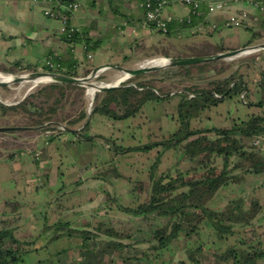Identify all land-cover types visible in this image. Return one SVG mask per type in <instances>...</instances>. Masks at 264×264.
<instances>
[{
    "label": "crops",
    "instance_id": "crops-1",
    "mask_svg": "<svg viewBox=\"0 0 264 264\" xmlns=\"http://www.w3.org/2000/svg\"><path fill=\"white\" fill-rule=\"evenodd\" d=\"M69 1L70 3L62 5L63 9H67V5L75 2L78 4L77 8L70 11L71 27L86 33L82 35L91 40L92 46L94 44L92 51L86 48L84 37L75 44H69L64 40L65 24L62 20L45 14V7L51 4H44L40 0H0L1 74H6L3 73L4 70L12 68L15 62H19L20 67L30 68L29 71L44 70L41 62L46 57L52 56L56 59L58 56L66 55L70 49L77 61L76 69L79 76L86 71L90 72L98 64L138 68L139 62L152 57H195L235 50L236 48L225 44L223 37L220 39L223 33L233 27L248 29V35L246 37L245 33L242 41L243 47L247 46V42L252 38L251 28L261 32L262 37L264 34V11L256 7V3L262 0H212L217 4L215 12H210L208 8L207 2L210 0H201L200 11L205 14L203 19L191 26H175L167 34L146 22L145 10L140 5L141 0ZM165 15L171 18L169 25L189 21L192 9L181 4L170 5L165 9ZM230 16L242 19L241 27L225 24ZM213 23L217 25L216 29L212 28ZM216 33L219 34V43L214 45L209 40L213 39ZM261 39L248 45L259 44ZM89 54L92 58L88 57ZM102 73L120 76L118 71L109 68ZM255 75L259 77L260 72ZM256 77H252L251 74L243 77L248 88L246 93H251L248 99L251 102L245 100L242 103L240 98L236 99L241 105H247L249 108L244 111L237 109L238 114H244L238 116L240 120L262 111L261 107L256 105L262 98ZM156 93L158 94L157 90ZM171 95L176 93L171 92ZM213 114L215 113L210 108L205 110L200 117L193 119L192 126L229 127L227 118L221 120L220 113L218 116ZM227 117L232 119L230 113ZM90 120V133L94 136L102 135L108 138L109 142L102 138L96 140L80 138V135L70 132L43 130L31 135L29 141L33 144L31 149L10 151L4 155L0 153V228L14 230V235L23 241L32 239L40 232L43 224L40 214L48 204H51L48 214L53 220L62 216L72 223L73 228L93 230L98 223H108L111 216L114 219L115 215L120 214L128 217L118 216L127 219L123 222L134 225L128 226L129 228L140 227H135L138 218L118 211L115 202L128 206L138 194L142 196L144 191H134L135 185L131 186L120 178L115 185H111V179L103 176L115 169L116 161L119 163L120 175L131 180L140 178L144 166L149 167L142 154H137L128 162L127 158L131 157L127 155L128 153L117 154L112 149L114 144L124 141L121 135L127 133L126 128L135 130L136 126H126L125 123H118L100 113L91 115ZM134 123L136 124L134 121L131 122ZM84 125L85 122L74 129L80 130ZM38 152L41 153V161L36 159ZM152 153L154 160L158 155H155V149H152ZM169 156L170 153L166 154L165 151L160 159L158 163L160 173H165L171 167L169 162H166ZM148 159L149 162L152 161L151 157ZM250 193L259 199L260 206L264 209V181L256 182L249 174H245V179L240 184L232 183L220 191L211 201V207L220 210L232 195L246 197ZM147 196L143 195L142 198ZM109 201L114 202V205L109 204ZM262 215L258 217V222L256 221L259 236L256 237L255 234L247 238L245 236L243 241H239L242 235L236 233L232 239L230 237L226 239L227 245H240L247 241L255 244L260 242L261 248L264 249V213ZM209 236V240L214 239V246L211 248L213 250L217 242L214 233L209 229L200 230L195 238L203 241L201 247L204 249L203 245ZM235 240L238 242H234ZM44 243L45 240L41 238L36 244L23 248L40 249ZM224 244H219V247L222 248ZM39 252L46 253L44 249H40ZM68 255L70 261H78L80 258L73 250ZM259 263L264 264V259Z\"/></svg>",
    "mask_w": 264,
    "mask_h": 264
},
{
    "label": "trees",
    "instance_id": "trees-1",
    "mask_svg": "<svg viewBox=\"0 0 264 264\" xmlns=\"http://www.w3.org/2000/svg\"><path fill=\"white\" fill-rule=\"evenodd\" d=\"M64 3L68 4L70 1H53L56 9L61 8L68 18L65 21L64 40L69 44H75L84 37L86 48L92 51L94 44L92 46L91 40L82 35L86 33L77 30L76 33L71 34V13L63 9ZM204 15L203 13L193 14L189 21L170 23V29L175 26H191L200 22ZM251 30H253L252 38L247 45L262 37L261 32L254 31L253 28ZM55 60L62 66L56 70L57 72L73 77L79 76L76 69L77 61L71 49L66 55L58 56ZM201 65H183L152 75H166L173 73L169 71L184 69L191 75L195 69L200 71ZM29 70L30 68L20 67L19 62H15L12 68L5 69L4 72L15 74ZM44 70L54 71L46 67ZM238 72L210 80L208 87L185 86L180 94H176L181 96L178 130L162 143H149L139 148L128 149L122 145H113L112 149L117 154H127L132 150L149 151L163 145L165 151L176 149L178 158L186 161L187 167L183 170L180 169V164H177L165 173H160L158 163L165 152L163 150L148 169L150 186L146 190L148 193H145L148 196L146 195V198H142L143 195L136 196L134 202L128 206L115 203L118 211L126 212L142 222H151L150 229H146L143 224L139 228H134L132 232L121 230L115 226L112 218L108 223H98L93 230L82 227L77 229L62 216L53 220L48 214L51 205L48 204L40 214L43 224L36 237L23 241L14 235V230L7 227L0 228V264H143L144 261L146 264H202L205 252L201 245L189 246L190 238L197 236L200 230L208 228L214 233L217 242L224 244L230 235L242 231L241 228L247 226L254 228V219L262 210L259 199L254 194L250 193L246 197L243 195L231 197L220 210L212 208L211 201L230 184L243 182L245 174H249L256 182L264 181V154L254 144L257 138L264 139V70L260 71L259 81L262 98L256 103L261 107V112L252 113L244 120L235 119L229 127L192 126L193 119L200 117L211 106L227 97L239 98L244 91L248 90L243 77ZM146 76L148 75H139L127 80L119 88L98 93L94 100L92 115L100 113L120 121L140 113L142 106L148 101L175 96L171 95V92L162 91L156 94L157 88L152 84V80H139ZM129 83H135L136 86H130ZM78 89L84 90L79 86L59 82L43 85L16 105L0 102V116H7L11 112L15 115L22 114L28 121L26 125L38 127L37 130H50L52 124L58 122H66L68 127H73L87 118V110L80 111L77 116L67 121L65 118L57 117V106L69 90ZM214 93L221 97L216 98ZM190 94L194 96L189 98ZM52 99H55L53 103H51ZM90 121L89 119L75 134L88 140L102 138L109 142L110 140L102 135L94 136L90 133ZM46 123L50 125L44 126ZM60 132L66 131L60 130ZM2 154L4 155L5 152L2 151ZM110 172L118 173L116 169ZM103 176L109 179L108 173ZM144 189L142 181L137 182L134 191L142 192ZM47 233L50 234L47 235ZM137 234H140V238ZM133 237L138 239L132 242ZM41 238L45 240V243L40 249H44L46 253L39 252L40 249L23 248V246L36 244ZM72 239L75 240V245L69 248H54L55 244L61 240ZM182 241L187 244L184 245L187 246L184 247L187 256L175 260ZM244 244L248 245L249 250H244L243 245L235 244L227 245L222 250L220 246L219 251L216 249L211 251L222 260V262L217 261V264H260L259 261L264 259L261 243L247 241ZM71 250L80 256L78 261L68 260ZM26 253H33L35 256L27 258Z\"/></svg>",
    "mask_w": 264,
    "mask_h": 264
},
{
    "label": "rangeland",
    "instance_id": "rangeland-1",
    "mask_svg": "<svg viewBox=\"0 0 264 264\" xmlns=\"http://www.w3.org/2000/svg\"><path fill=\"white\" fill-rule=\"evenodd\" d=\"M246 33V37L249 33L248 29H244V28H235L233 27L231 30H227L225 33H223L220 36L224 38V42L225 44L230 45L231 47H234L236 49H241L243 47L244 44H242V41L244 39V35ZM181 41V40H180ZM212 44L216 45L217 43H219V34L216 33L213 39L209 40ZM261 44L264 43V34L263 37L261 39ZM167 45V44H166ZM167 47V46H165ZM235 49V50H236ZM246 51V50H245ZM242 52L241 54H239L238 56L235 57H231V58H222L219 60H214V61H209V62H204L201 64H195L197 66L201 65L202 68L200 69V71L198 69H195L194 71H192L191 75H189L187 73V71L184 69L183 71L180 70H173V71H169V73L171 74H160L159 76H153L152 74H149L148 76H146L145 78H143V80L145 79H150L152 80V84L154 85L155 88H157L158 90V94L160 93V91L162 92H173L176 94H180L181 90H183L185 88V86H189V85H195L198 87H208V82L210 80L213 79H219L222 77H225L226 75H230L232 74V72H238L239 75H241L242 77H244V75L250 76V74L252 75V77H256L255 74H259L260 71L264 70V50L260 51V52ZM220 54V53H219ZM211 55H216V54H211ZM201 56H210V54H201V55H197L195 57H201ZM154 58H159V57H152V59ZM150 58H147L141 62H139V65L145 63L147 60H149ZM167 69H163L160 71H164ZM46 71V70H45ZM25 72H30V71H20L18 73L15 74H21V73H25ZM6 74H12V73H7V72H3ZM157 73V72H156ZM162 73V72H161ZM243 73V74H240ZM12 74V75H15ZM89 74V71H86L85 73H83L81 76L78 77H85ZM120 74V73H119ZM261 74V73H260ZM151 75V76H150ZM194 76V77H192ZM119 77L114 76L112 74H104V73H99L97 77L93 78L91 80V82H95L96 84H106V83H110L113 82L115 80H117ZM261 79V75L259 77H256V82L259 83ZM46 84H50V83H42L39 85H36V87L31 86V83L29 82H23V83H15L6 87H0V102L6 104V105H16V103H19L20 101H22L24 98H26L30 93L36 91L37 88L46 85ZM81 88H83L84 90L78 89V90H69L66 95L62 98V100L58 103V118H65L67 121L70 120L71 118H73L74 116H77L78 113L82 110H87V112H89L92 101H93V97L91 96V92L90 89H88V87L86 86H80L77 85ZM33 89H30L32 88ZM260 87V86H259ZM155 90V89H154ZM261 90V88H260ZM260 93V92H259ZM157 94V93H156ZM247 95V96H246ZM262 95V93H260V96ZM216 98H220L221 96L218 95H214ZM251 96V93H247L245 94V97L248 99ZM180 97L179 95H175V96H171V97H161V99L155 100V101H148L146 102L143 106H142V110L140 111V113H138L137 115L127 118V119H123L118 121V123H125L126 126H136V129H132V130H128L127 128L125 130H127V133L122 134L121 138L124 139V141H120L117 143V145H122L125 148H139L143 145L149 144V143H162L167 137H169L172 133L176 132L178 129L176 128V125L178 123V119H179V103H180ZM189 98H191L189 96ZM240 101L243 103L245 102V100H242L241 97ZM236 99H238V97H227L225 99H223V101H220L218 104L211 106V110L212 112H214L215 114L220 113L222 115L221 120L226 119L227 118V124L229 126H232V124L234 123L235 119H238V116H244V114H238V110L237 109H242L244 110H249L247 105H241V103L239 102V100L237 101ZM55 99L51 100V103L54 102ZM247 101V100H246ZM240 112V111H239ZM230 113V116L232 119H229L227 116ZM213 114V115H215ZM143 116V118H142ZM216 116V115H215ZM218 118V117H216ZM134 121L136 122V124H131V122ZM28 121L25 119V117L22 114H13L12 112L9 113L7 116H0V127H16V126H21V127H28L26 125ZM84 122H86V119L84 121H82L81 123H78V125L73 126L72 128H77L78 126H80L81 124H83ZM61 124L67 126L66 122H58L55 125H53L50 130L53 131H59L61 130ZM40 131L43 130H37V129H21V130H16L13 132H0V153L2 151H4L5 153H8L10 151H20L23 149H27V148H32V145L29 141L32 138L31 135L37 134ZM62 131V130H61ZM134 137L136 139H134ZM159 148H155V155H158L159 152H162L163 149V145L162 146H158ZM261 152L264 154V147L262 149H260ZM165 151V150H164ZM176 149H167L166 154L170 153V156L168 157V160L166 161L169 165H171V167L173 168L174 166H176L177 164H180V169H185L187 167V164L182 160H180L176 154ZM137 154H142V157L144 158V160L148 163V165L150 166L152 161H153V157H152V150H132L131 152H129L127 155L131 156L130 158H127L128 162H130L131 158H133L134 156H137ZM149 157H151V162H149ZM123 160H125V158H123ZM123 164V162L121 161V165ZM115 169L118 171V173L112 174L111 172H108V176L110 180L111 179V185H115L118 181V179H122L123 182H128L131 186L132 185H136L137 182H142L144 184V191L142 193V195H144V197L146 196L145 193H148L146 190L149 188L150 186V178L148 176L149 174V167L148 166H144L143 170L141 172L140 178L136 177L133 180L122 177L120 175V171H119V163L116 161L114 164ZM170 167V168H171ZM129 175L131 173H128ZM117 176V177H115ZM122 177V178H121ZM139 195V194H138ZM137 195V196H138ZM249 195V194H248ZM235 196V195H234ZM233 197V195H232ZM235 197H240V196H235ZM238 199V198H237ZM134 202V201H133ZM131 202V204L133 203ZM249 202V201H248ZM111 202L109 201V204ZM115 203H119V202H115ZM123 203V202H122ZM130 204V203H127ZM111 205H114V202L111 203ZM114 207V206H113ZM261 209L263 208L262 206H260ZM222 209V208H220ZM113 212V211H110ZM262 213H264V209H262L260 211V214L258 217L263 216ZM118 216H126V215H115L114 216V222L117 224L115 226H117V228L123 230H130V232H132L133 229L129 228L128 226H134L133 224H129L126 222H123V220H127V219H121L118 218ZM127 217V216H126ZM258 217L254 219V228L251 229V227L247 226V227H243L241 228L242 231H239L237 233H240L242 235L241 239H239V241H243L245 236L246 238L248 236L251 235H256L259 236V230L256 229L257 223L258 222ZM112 218V216H111ZM128 218V217H127ZM109 222V221H108ZM136 225L135 227L138 226H142L144 224L146 229H150V227H152V223L151 222H142L139 221L138 219L136 220ZM239 229V228H237ZM206 231H208V229H204ZM264 230V229H263ZM234 235V234H233ZM233 235H230V239H232ZM239 235V236H241ZM137 237L140 238V234H137ZM137 237H133L132 242H134V240H137ZM210 236L209 238H206V242L204 243V249L203 251L205 252L203 254L202 257V264H217L218 262H222V260L219 259V256L216 255L215 253H213L211 251V248L214 246V239L211 238ZM263 239H264V235H263ZM217 242V240H216ZM234 242H238V240H235ZM75 240H61V242L55 244L54 248H64V247H68L69 246H73L75 245ZM201 243H203V241L198 240L197 238L193 237L190 238V242H189V246L190 247H199L201 245ZM186 243L185 241H182L181 243V248L179 250H177L176 255H175V260H178L180 258H185L187 256V252H185V248L187 246H184ZM187 245V244H186ZM243 245V249L244 250H249V247L247 244H241ZM251 245V244H249ZM144 246V245H142ZM216 246V250L219 251V243L217 242L215 244ZM227 246V242L222 245V249L226 248ZM185 247V248H184ZM201 247V246H200ZM218 248V249H217ZM254 248V247H252ZM246 254V252H245ZM25 256H27V258H31L34 257L35 255L33 253H26ZM143 264H146V261H144ZM219 264H226V263H219ZM229 264V263H227Z\"/></svg>",
    "mask_w": 264,
    "mask_h": 264
},
{
    "label": "water",
    "instance_id": "water-1",
    "mask_svg": "<svg viewBox=\"0 0 264 264\" xmlns=\"http://www.w3.org/2000/svg\"><path fill=\"white\" fill-rule=\"evenodd\" d=\"M246 50V51H245ZM264 50V43L261 44H252V45H247L242 47L241 49H236V50H231V51H224L221 52L220 54L216 55H210V56H201V57H171V58H166L167 61L163 64H160L158 66H152V65H147V64H141L139 65L138 68H127L121 65H112V64H98V66L94 67L89 74L85 77H73L61 72H50V71H45V70H36V71H30V72H25L21 74H15L13 75L12 80H0V87H6L15 83H23V82H32L35 81L37 78L41 77H46L49 80L45 83H66L70 85H80V86H86L88 89H93V101L90 107V111L88 112L86 122L89 121L93 108H94V100L95 97L98 95L100 92H105L108 90H112L115 88H119L124 82L127 80L133 79L135 77H138L139 75H149L152 73L160 72V70L163 69H172V68H177L183 65H195V64H201L204 62H209V61H214V60H219L222 58H231L238 56L242 52H260ZM114 69L120 73V76L117 80L113 82H108L106 84H96L95 82H91V80L95 77L98 76L99 73H102L103 70L105 69ZM128 85L135 87V83H129ZM34 87V86H33ZM32 87V88H33ZM30 88V89H32ZM246 92V91H245ZM244 93V92H243ZM242 93V94H243ZM241 94V98H242ZM192 97L194 94H191ZM85 122V123H86ZM56 123L52 124L55 125ZM50 123H46L44 126H49ZM38 128V127H37ZM33 127H21V126H16V127H0V132H13L16 130H21V129H37ZM61 130L70 132V133H76L79 130H76L72 127L65 126L61 124Z\"/></svg>",
    "mask_w": 264,
    "mask_h": 264
},
{
    "label": "built area",
    "instance_id": "built-area-1",
    "mask_svg": "<svg viewBox=\"0 0 264 264\" xmlns=\"http://www.w3.org/2000/svg\"><path fill=\"white\" fill-rule=\"evenodd\" d=\"M40 1L44 4H51V6L45 7L46 8L45 14L47 16L54 18V19L56 18V19L62 20V22L65 24V21L68 19L67 15L63 12L61 8L56 9L57 8L55 7L56 3L53 6L54 0H40ZM207 3H208V8L210 12H215L217 10V4L214 1L210 0ZM179 4L191 7L192 15L201 13L200 11L201 0H141L140 1V5L145 10L146 22L150 23L158 31H161L166 34L170 30L169 21L171 18L165 15V9L170 5H179ZM77 5L78 4L75 2V3L67 5L66 7H68L67 9L69 11H72L73 9L77 8ZM256 7L264 11V0H262L261 2H257ZM225 24H227L228 26L241 27V25L243 24V21L239 17L230 16L225 22ZM211 26L213 29L217 28V25L214 23ZM77 30H78L77 28L75 29L71 27L70 32L71 34H73V33H76ZM65 31H66V28H65ZM88 57L92 58V55L89 54ZM41 63L43 67L54 70L50 72H55V73L57 72L56 70H59V68L62 67L60 63L55 60V57H52V56L46 57ZM245 94L246 92L242 94V100H245ZM214 95L218 96L217 93H214ZM189 96L192 97L191 94ZM263 143H264V139L261 137L254 140V144L259 148H263ZM36 159L37 161L38 160L41 161L40 152L36 154Z\"/></svg>",
    "mask_w": 264,
    "mask_h": 264
},
{
    "label": "bare ground",
    "instance_id": "bare-ground-1",
    "mask_svg": "<svg viewBox=\"0 0 264 264\" xmlns=\"http://www.w3.org/2000/svg\"><path fill=\"white\" fill-rule=\"evenodd\" d=\"M166 61H167V59L165 57H159L157 59H150V60L146 61L145 64L152 65V66H158L160 64L165 63ZM13 78H14L13 75H10V74H1L0 73V80H7V81H9V80H12ZM48 80L49 79L46 78V77H41V78H37L35 81L29 82V83H31V86L36 87V85L45 83ZM90 92L93 95V92H94L93 89L90 88Z\"/></svg>",
    "mask_w": 264,
    "mask_h": 264
}]
</instances>
